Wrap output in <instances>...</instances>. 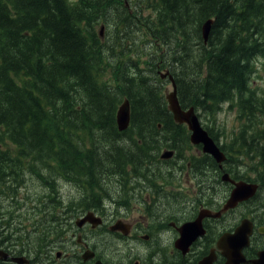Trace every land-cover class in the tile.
<instances>
[{
    "label": "trees",
    "instance_id": "16d2710c",
    "mask_svg": "<svg viewBox=\"0 0 264 264\" xmlns=\"http://www.w3.org/2000/svg\"><path fill=\"white\" fill-rule=\"evenodd\" d=\"M128 3L0 0L1 192L10 179L21 184L29 174H61L77 185L84 178L97 188L112 174L106 169L143 160L142 151L154 148L132 136L187 135L186 125L172 122L159 68L175 76L183 108L215 118L224 103L240 111L246 122L223 149L238 165L253 160L264 184V96L252 86L257 62L264 61V0ZM209 18L215 20L205 43L202 25ZM99 24L108 25L105 40ZM128 49L134 56L121 58ZM124 98L132 124L120 131ZM129 136L138 154L117 145ZM106 140L116 141V154L100 147Z\"/></svg>",
    "mask_w": 264,
    "mask_h": 264
},
{
    "label": "flooded vegetation",
    "instance_id": "af4514ba",
    "mask_svg": "<svg viewBox=\"0 0 264 264\" xmlns=\"http://www.w3.org/2000/svg\"><path fill=\"white\" fill-rule=\"evenodd\" d=\"M172 122L182 128L177 121ZM185 130L187 135L182 138L180 134L165 138L149 134L145 141L136 137L144 146L145 142L155 147L158 140L160 150L150 156L141 153L143 160H121L119 167L106 169L112 174L98 182L97 190L88 199L81 197V190L75 193L61 174H29L21 184L9 178L8 190L0 191L5 198L0 203V264H200L205 259L206 264H225L227 256L219 247V239L244 219L251 221L252 233L242 253L246 260L258 259L264 251L263 182L256 175H248L246 169L235 167L231 152L223 149L224 134L212 135L227 155L221 165L203 150L202 144H193L190 130ZM183 138L187 141L184 144ZM114 141L107 140L100 147L116 154ZM132 144L129 136L117 145L132 154L139 152ZM168 150L174 154L163 157ZM226 172L235 182L256 183L258 191L223 211L235 187L230 179L223 178ZM34 177L44 193L40 198L35 193L28 196L29 210L21 191ZM3 188L6 189L4 185ZM203 209L221 214L204 217V233L188 245L181 244L180 227L196 220ZM30 218L34 225L28 226H34L33 231L12 228L13 223Z\"/></svg>",
    "mask_w": 264,
    "mask_h": 264
},
{
    "label": "water",
    "instance_id": "95a60500",
    "mask_svg": "<svg viewBox=\"0 0 264 264\" xmlns=\"http://www.w3.org/2000/svg\"><path fill=\"white\" fill-rule=\"evenodd\" d=\"M213 19H208L202 25V36L204 42L207 43L211 31H212ZM104 26L101 29V34H103ZM169 74V71L165 74H161L162 78H165ZM170 79L173 83L174 89L167 93L166 99L168 101V106L170 111L174 115V119L180 123H186L191 131V141L195 144H202L203 150L206 153L211 154L221 165L226 160L225 152L218 146L213 137L203 129L200 118L196 113L194 107L184 109L181 107L175 79L173 75H170ZM131 120V103L129 98H125L118 107L117 112V122L121 130L126 129L129 126ZM173 151H166L164 157H169L173 155ZM223 178L229 180L235 184L234 189L228 201L225 203L223 211L234 208L239 202L249 199L256 195L258 191V185L256 183L239 181L235 182L230 178L229 174H224ZM221 213H213L209 209H203L199 217L194 221H189L184 223L180 227L181 233V244L187 243V245L196 239L199 235L204 233V228L202 225V220L206 216H219ZM264 232V229L261 230ZM252 233V223L244 219L233 231H226L223 233L219 239V247L225 250V255L227 256V262L225 264H242L246 262L242 249L248 244V237ZM253 264H264V251L260 253V257L257 260H251ZM205 259L200 264H206Z\"/></svg>",
    "mask_w": 264,
    "mask_h": 264
},
{
    "label": "rangeland",
    "instance_id": "374dc122",
    "mask_svg": "<svg viewBox=\"0 0 264 264\" xmlns=\"http://www.w3.org/2000/svg\"><path fill=\"white\" fill-rule=\"evenodd\" d=\"M130 1L132 2V4H136V2L141 1V4L143 6L148 3V0H130ZM149 12L150 11H146V13H149ZM103 26H104L103 34H101V29H102ZM97 31L101 34V37H102L103 40H105V38L108 37V34H109L108 25L99 24L97 26ZM117 42H118V40L115 41V43H117ZM116 51H118V50H116ZM117 54H120V52H117L115 55H117ZM134 54H135L134 51L128 49L126 51V55H121V58L128 59L129 57L134 56ZM115 55H113V56H115ZM144 59H146V58L143 57L141 59V61H142V63H141L142 67L141 68H146L147 67V64L143 62ZM110 69H111V67H110V65H108L107 66L108 72H110ZM109 77H110V74L108 73L106 75V78H109ZM252 86L255 88V90L260 95L264 96V61L257 62V72L252 75ZM163 87H164V92L165 93H168V91L170 92V91L173 90V86H172V83H171L170 80H165L164 79ZM198 114L200 115L199 117H200V120H201V123L203 124V126H205L207 129L210 128V131H212V133L226 135L225 136V141L229 140L230 137H233L234 134L236 135L237 132L240 130L241 126L243 125V123L245 124V122H246V118H241L242 116H240V111L237 108H235V107L230 108L229 103H224L223 104V109L221 110V112H219L216 115V118L212 117L211 115L204 114V113L201 115L200 112H198ZM260 116H261V118H263V115H260ZM132 137L136 139V135H134ZM106 143H107V140H106ZM145 150L146 151H142V153H144L145 155L148 154V156H150L151 153L154 152L155 147L153 149H150L151 152L147 151V149H145ZM231 154H232V152H231ZM246 162L248 164L246 166L247 174L248 175H252V176L256 175V178H257L256 171H254L252 169L254 161L247 158ZM105 177L106 176H104V178ZM101 178H102V176H101ZM64 181H66V180H64ZM83 181H84V178L81 179L80 183H82ZM109 183L112 184V179L109 180ZM71 189H73V191L75 193H77L78 190H80L79 188H77L74 185H71ZM96 190H97L96 187H92V189L90 188L89 190H87L85 192L86 195H87L86 199L91 198V196H90L91 193L95 192ZM262 190L264 191V186H263ZM21 193H22V196H23V200L26 203L27 209L31 210L29 208L30 206H27L28 201L30 200V197H28V196H31V195H33L35 193L39 197L42 193H44V188L41 187V184L38 181V179L36 177H34V181H32L30 179L27 180L26 187L22 188ZM4 201H5V198L3 199V197L0 196V203H2ZM19 225H21V227ZM28 225H34V220L31 219V218L29 220L22 219V222L21 221H17L16 223H13V225H12L13 227L12 228H14V229L15 228H20L22 232L33 231L35 229L34 226L29 227ZM31 240H33V239H31Z\"/></svg>",
    "mask_w": 264,
    "mask_h": 264
},
{
    "label": "bare ground",
    "instance_id": "6f19581e",
    "mask_svg": "<svg viewBox=\"0 0 264 264\" xmlns=\"http://www.w3.org/2000/svg\"><path fill=\"white\" fill-rule=\"evenodd\" d=\"M209 19H213V24H214V18H209ZM208 20V19H207ZM206 20V21H207ZM205 21V22H206ZM204 24V23H203ZM213 24H212V26H213ZM103 25H105V24H103ZM211 35V34H210ZM160 70H158L159 71V74H165V73H167L168 71H169V74L165 77V78H162L161 76V78L164 80H170L171 81V79H170V75H173L172 74V72H171V70H170V68H159ZM155 73V72H154ZM173 77H174V79H175V76L173 75ZM171 83H172V81H171ZM175 83H176V87H177V92H178V86H177V82H176V79H175ZM172 86H173V83H172ZM173 89H174V87H173ZM169 92V91H168ZM165 95H167V93H165ZM178 98H179V95H178ZM179 101H180V99H179ZM131 103V102H130ZM180 104H181V102H180ZM119 107V106H118ZM181 107H183L182 105H181ZM192 107H194L195 108V110H196V113H197V115L198 116H200L199 114H198V112H200L201 113V115L204 113L203 111H201V110H197L196 109V107L195 106H192ZM184 109H188V108H184ZM117 112H118V109H117ZM221 112V111H220ZM205 114V113H204ZM212 116V115H211ZM213 117V116H212ZM200 118V117H199ZM131 120H132V109H131ZM131 120H130V123H129V126H130V124H131ZM116 121H117V116H116ZM201 121V120H200ZM117 123V125H118V122H116ZM202 124V123H201ZM129 126L126 128V129H124V130H121L120 128H119V125H118V128H119V130L120 131H126L128 128H129ZM202 126H203V124H202ZM208 127V126H207ZM203 129H205L209 134H210V132L207 130V128L205 127V126H203ZM134 130V129H133ZM209 130H210V128H209ZM211 135V134H210ZM212 136V135H211ZM226 145V144H225ZM160 149L158 148V146H155V150H154V152L155 153H157L158 151H159ZM143 151H145V150H143ZM117 153V152H116ZM154 153V154H155ZM119 154V153H118ZM138 154V153H137ZM226 154V153H225ZM164 155L165 154H163V157H164ZM172 156V155H171ZM183 156V155H182ZM170 157V156H169ZM226 157H227V155H226ZM128 158V157H127ZM154 158H155V156H154ZM194 158V157H193ZM195 159V158H194ZM227 159V158H226ZM128 160V159H127ZM154 160V159H153ZM196 160V159H195ZM233 160V159H232ZM156 161V160H155ZM193 161V160H192ZM191 161V162H192ZM211 161V160H210ZM212 161H214V160H212ZM194 162V161H193ZM235 162V167H240L241 168V170H245L246 169V167L244 166V165H238V163H236V160L234 161ZM155 163V162H154ZM158 163H159V161H158ZM213 163V162H212ZM197 164V163H196ZM203 164V163H202ZM230 165V164H229ZM238 165V166H237ZM203 166V165H202ZM193 167V166H192ZM207 167V166H206ZM231 167V166H230ZM239 168V169H240ZM232 169V168H231ZM209 170V169H208ZM236 170H237V168H236ZM235 170V171H236ZM212 171V170H211ZM55 172H56V170H55ZM54 172V173H55ZM220 172V171H219ZM232 172H233V170H232ZM53 173V174H54ZM174 173V172H173ZM198 173V172H197ZM240 173H242V172H240ZM225 174H229V176L231 175V173H225ZM162 175V174H161ZM261 175V174H260ZM259 175V176H260ZM130 176V175H129ZM164 176V175H163ZM173 176V175H172ZM178 176V175H177ZM202 176V175H201ZM218 176V175H217ZM258 176V177H259ZM49 177V176H48ZM56 177V176H55ZM58 177V176H57ZM210 177V176H209ZM233 177V176H232ZM235 177V176H234ZM39 178V177H38ZM60 178V177H59ZM63 178V177H62ZM129 178V177H128ZM230 178H231V176H230ZM260 178V177H259ZM262 178V177H261ZM48 179H50V178H48ZM57 179V178H56ZM232 179V178H231ZM262 179H264V178H262ZM66 180V179H65ZM128 180V179H127ZM57 181H58V179H57ZM67 181V183H69V184H71V185H74V186H76L77 188H79L81 191H83L84 193H83V195H82V198H86L87 197V195H86V191L87 190H89L90 188V184L89 183H87V182H82V183H79L78 185L75 183V181L73 182V184L72 183H70L68 180H66ZM65 181V182H66ZM55 183V182H54ZM57 183V182H56ZM76 185H75V184ZM128 183H130V182H128ZM131 183H132V181H131ZM217 183V182H216ZM49 185V184H48ZM127 186H129L128 184H126ZM133 185V184H132ZM105 186V185H104ZM22 188V187H21ZM89 188V189H88ZM92 188V187H91ZM105 188V187H104ZM126 188V187H125ZM127 189V188H126ZM132 189V188H131ZM127 191V190H126ZM57 193V192H56ZM127 194V193H126ZM118 196V195H117ZM123 203V202H122ZM72 204V203H71ZM96 204V203H95ZM64 205V204H63ZM73 205V204H72ZM162 205V204H161ZM87 208V207H86ZM64 209V208H63ZM68 210V209H67ZM246 220H248V219H246ZM248 221H250V220H248ZM9 222V221H8ZM251 222V221H250ZM4 223V222H3ZM2 223V224H3ZM1 224V223H0ZM4 225V224H3ZM10 228V227H9ZM6 229V228H5ZM26 262V261H25ZM28 262V261H27ZM245 263V262H244Z\"/></svg>",
    "mask_w": 264,
    "mask_h": 264
}]
</instances>
